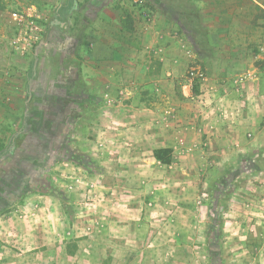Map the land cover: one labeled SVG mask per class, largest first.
<instances>
[{
    "label": "rangeland",
    "instance_id": "1",
    "mask_svg": "<svg viewBox=\"0 0 264 264\" xmlns=\"http://www.w3.org/2000/svg\"><path fill=\"white\" fill-rule=\"evenodd\" d=\"M68 1L0 0V264H264V136L227 131L264 72V10ZM89 68L108 78L87 97Z\"/></svg>",
    "mask_w": 264,
    "mask_h": 264
},
{
    "label": "crops",
    "instance_id": "2",
    "mask_svg": "<svg viewBox=\"0 0 264 264\" xmlns=\"http://www.w3.org/2000/svg\"><path fill=\"white\" fill-rule=\"evenodd\" d=\"M244 1L248 2L249 7H252V5L255 3L256 6H259L264 10V0H244ZM236 2H240V0H232L230 3H236ZM251 19H252L251 16L249 15L246 16L247 22H249ZM57 21H58L57 19L54 20L53 22H51V25L57 26ZM101 59L103 58L101 57ZM102 62L104 63L103 65L106 66L105 60L104 61L102 60ZM100 63L101 61H99V64ZM118 71L121 72V70ZM119 72L115 71L114 74H118ZM85 73H89L87 76L88 81L86 82L85 88L81 89V91H83V95L89 97V94L92 93L93 91L92 90L93 86L92 84H90L91 78L96 77V75H102L108 78V73L105 72L104 74L103 73L97 74L94 68H89V71H86ZM72 80H71L72 84L69 85L70 86L69 93L72 94V97L74 96L75 99L80 100L82 96L74 95L75 89H77L76 77H73ZM244 83L246 84V86H248V90L255 94L249 96L248 99L249 102L247 103L248 110L245 113L244 121L238 122L237 115H234L232 122L229 123V128L227 129V131L228 130L231 131L230 133L231 136H247L249 132L252 133L253 136H264V72L260 71V75L257 81H252L248 83L245 81ZM255 95L256 97H254ZM233 104H236V102L233 101ZM235 118L237 119L235 120ZM226 135L227 132L224 133L223 130H220L218 132V136H226Z\"/></svg>",
    "mask_w": 264,
    "mask_h": 264
},
{
    "label": "trees",
    "instance_id": "3",
    "mask_svg": "<svg viewBox=\"0 0 264 264\" xmlns=\"http://www.w3.org/2000/svg\"><path fill=\"white\" fill-rule=\"evenodd\" d=\"M75 6H76V0H69L68 3L66 4V6L62 8L63 14L67 15L69 12H71L75 9ZM58 21L65 23V27L57 25L59 28H61L64 31L65 28L67 27L66 20L60 18V19H58ZM121 29L130 33V34L134 31V21H133L131 12H129V11L123 12V15L121 17ZM37 72H38V70H34V68L32 67L28 73V76H29L28 79L29 78L30 79H37L38 78ZM37 92H39V91H37ZM37 92L33 93L34 97L36 96L35 94H37ZM196 93H198V89H196ZM79 102H84V101H82V100L76 101V103H79ZM32 108H33L32 109L33 111L28 113V116L23 117L24 121H26L28 118H31V117L41 116V112L39 109H37L36 106H34ZM14 147H15L14 137H11V139L7 143L0 139V161L5 159L6 157L12 155ZM52 149L53 148L50 145H47V144L41 145V150L43 151L42 152L43 154H45L46 152H48ZM153 155H154V159L159 161L160 163H162L164 165H170L172 163L173 149L170 147L157 148L154 150ZM46 194L54 196V194L49 190H47ZM26 195H28V193ZM61 200H62V203L65 205L66 201H69V198H67L66 196H64V197L62 196ZM68 208H69V206H68Z\"/></svg>",
    "mask_w": 264,
    "mask_h": 264
},
{
    "label": "built area",
    "instance_id": "4",
    "mask_svg": "<svg viewBox=\"0 0 264 264\" xmlns=\"http://www.w3.org/2000/svg\"><path fill=\"white\" fill-rule=\"evenodd\" d=\"M11 20L14 22H19V23H23L25 22V18L23 14H20L19 12H12L10 14ZM28 27H30V30H33L34 28L38 29V27L36 25L33 24V22L29 23L28 22Z\"/></svg>",
    "mask_w": 264,
    "mask_h": 264
},
{
    "label": "water",
    "instance_id": "5",
    "mask_svg": "<svg viewBox=\"0 0 264 264\" xmlns=\"http://www.w3.org/2000/svg\"><path fill=\"white\" fill-rule=\"evenodd\" d=\"M57 25H60L62 27H65V23H62V22H59V21H57Z\"/></svg>",
    "mask_w": 264,
    "mask_h": 264
}]
</instances>
